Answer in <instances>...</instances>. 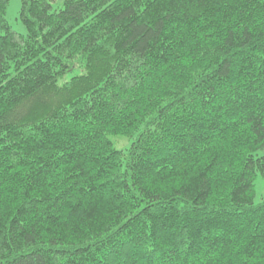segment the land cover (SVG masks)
I'll list each match as a JSON object with an SVG mask.
<instances>
[{
    "label": "trees",
    "instance_id": "1",
    "mask_svg": "<svg viewBox=\"0 0 264 264\" xmlns=\"http://www.w3.org/2000/svg\"><path fill=\"white\" fill-rule=\"evenodd\" d=\"M0 0V264H264V0Z\"/></svg>",
    "mask_w": 264,
    "mask_h": 264
},
{
    "label": "rangeland",
    "instance_id": "2",
    "mask_svg": "<svg viewBox=\"0 0 264 264\" xmlns=\"http://www.w3.org/2000/svg\"><path fill=\"white\" fill-rule=\"evenodd\" d=\"M64 0H56L53 3V8L55 10L60 9L63 6ZM20 10H21V0H11L10 5L7 12V18L10 25L14 28V30L19 33L26 35V29L23 26L20 20ZM256 193H257V201L260 200L264 193V182L262 178H258L256 181Z\"/></svg>",
    "mask_w": 264,
    "mask_h": 264
}]
</instances>
